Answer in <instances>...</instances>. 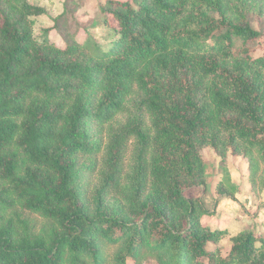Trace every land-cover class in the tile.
Instances as JSON below:
<instances>
[{
    "label": "trees",
    "instance_id": "1",
    "mask_svg": "<svg viewBox=\"0 0 264 264\" xmlns=\"http://www.w3.org/2000/svg\"><path fill=\"white\" fill-rule=\"evenodd\" d=\"M29 1L0 0V264H264L253 225L203 224L186 196L205 148L219 197L227 154L264 191V0H93L87 22L92 0H63L39 38Z\"/></svg>",
    "mask_w": 264,
    "mask_h": 264
},
{
    "label": "rangeland",
    "instance_id": "2",
    "mask_svg": "<svg viewBox=\"0 0 264 264\" xmlns=\"http://www.w3.org/2000/svg\"><path fill=\"white\" fill-rule=\"evenodd\" d=\"M29 2L40 5L45 10L43 16L35 19L34 35L39 38L41 32L52 25V19L61 13L63 0H30ZM98 4V1H87L86 5L77 12L76 17L80 22H87L91 18H94ZM254 26L262 29L256 23H254ZM90 36L92 40L102 47L109 45L107 43L110 36L109 31L103 27L91 30ZM77 39L81 41L82 36H78ZM257 48V51L253 55L254 57L264 54V37ZM202 156L209 164L206 189L205 191L194 189L186 193V196H201L204 207L212 212L211 215H204L201 222L203 224H210L213 227L228 228L230 235L231 232L234 233L244 224L252 223L256 231L264 235V191L260 194V199H256L251 193L246 175L248 168L247 161L240 157H233L230 154L226 156L224 165L229 173L231 183L237 188L235 201H233L227 197H219L215 192V187L222 178L220 173L221 159L208 148L203 149ZM228 240L229 237L223 239L221 242L222 249L226 250L228 248ZM106 251L108 253L111 252L110 249ZM146 264H159V262L149 259L146 261Z\"/></svg>",
    "mask_w": 264,
    "mask_h": 264
},
{
    "label": "crops",
    "instance_id": "3",
    "mask_svg": "<svg viewBox=\"0 0 264 264\" xmlns=\"http://www.w3.org/2000/svg\"><path fill=\"white\" fill-rule=\"evenodd\" d=\"M207 225H210V224H207ZM246 225H252V223H250V224H244L242 227H244V226H246ZM211 226V225H210ZM211 227H213V226H211ZM242 227H240V228H236L237 230L234 232V233H232L231 232V236H234ZM214 228H221V227H214ZM222 229H228V228H222ZM230 229H233V228H230ZM228 231H229V233H230V230L228 229ZM220 245H221V243H220ZM229 247V246H228ZM228 251V248L225 250V249H223V252L224 253H226Z\"/></svg>",
    "mask_w": 264,
    "mask_h": 264
}]
</instances>
